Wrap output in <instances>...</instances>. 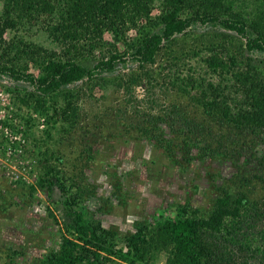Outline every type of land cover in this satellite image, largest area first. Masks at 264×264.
Segmentation results:
<instances>
[{
  "label": "trees",
  "instance_id": "obj_1",
  "mask_svg": "<svg viewBox=\"0 0 264 264\" xmlns=\"http://www.w3.org/2000/svg\"><path fill=\"white\" fill-rule=\"evenodd\" d=\"M156 5L160 11L152 15ZM26 10L43 17L42 28L56 47L20 32L28 28L18 18ZM199 27L209 28L197 43L189 47L179 44ZM132 29L134 34L128 37ZM8 30L14 34L6 39ZM107 33L117 43L105 51ZM0 43V76L16 83L6 84L5 90L32 106L46 123L45 137L33 136L30 118L25 126L12 129L26 142L48 141L54 130L77 128L82 89L75 84L79 82L89 89L116 85L129 90L133 85L152 87L159 78L198 105L208 121L254 135L264 131V0H4ZM129 62L139 70L125 77L115 75L119 65ZM147 117L138 129L149 138L159 137L160 146L171 153L176 147L166 138L162 124L178 136L177 147L188 154L196 148L197 153L214 158L226 148V141L212 138L208 123L189 117L180 104L163 117ZM2 140L0 130V143ZM34 147H25L40 169L35 183H28L29 189L58 188L64 196L61 242L42 255L41 264H107L115 259L122 264H150L162 251L168 255L166 264H226L233 252L230 244L248 248L241 235L247 236L252 219L260 214L257 201L236 180L234 187L220 186L208 207L190 202L176 205L175 214L162 223L164 238L148 236L139 227L120 245L117 232L91 219L81 196L65 183L60 168L63 156L48 147ZM186 158L191 162L190 156ZM260 250L264 256V248Z\"/></svg>",
  "mask_w": 264,
  "mask_h": 264
},
{
  "label": "rangeland",
  "instance_id": "obj_2",
  "mask_svg": "<svg viewBox=\"0 0 264 264\" xmlns=\"http://www.w3.org/2000/svg\"><path fill=\"white\" fill-rule=\"evenodd\" d=\"M3 5L4 0H0V13ZM159 11L156 5L152 15ZM18 18L28 27L22 28V34H28L47 47H56L42 28V16L26 10L20 12ZM139 19L143 20L142 17ZM208 28H194V32L179 40V44L189 47L197 43L201 33ZM13 34L8 30L4 37L9 39ZM133 34L132 29L127 35L131 37ZM105 37L106 51L117 41L112 34L107 33ZM29 69L38 72L33 66ZM262 69L264 71V63ZM138 70L137 64L129 62L124 67L119 65L115 75L125 77L130 71ZM6 84L14 86L16 83L0 76V91L7 92ZM75 87L82 89L77 128L70 132L54 130L52 139L42 138L39 142L30 139L25 147L33 150L38 144L42 150L48 147L63 156L60 168L64 181L72 193L78 192L81 196L84 210L91 219L100 220L103 226L116 231L120 245L124 244L125 236L136 232L139 227L148 236L164 238L162 223L166 217L175 214L176 205L190 202L194 206L208 207L220 186L234 187L233 181L236 180L237 185L241 183L244 191L257 201L256 211L260 215L252 219L253 226L247 236L241 235L248 248L230 244L229 250L233 252L226 264H264L260 250L264 248V234H261L264 231V131L254 135L228 124L208 121L198 105L165 86L161 78L152 87L133 85L129 90L116 85L89 89L82 82ZM6 100L11 126L21 128L25 126L26 118H30L33 136L45 137L46 123L32 106L23 104L10 93ZM175 104H180L189 117L208 123L206 126L213 139L226 141V148H221L222 154L207 157L197 153L196 148L188 154L177 147L181 141L178 136L162 124L166 138L172 141V147H176L171 153L160 146L159 137L149 138L138 129L148 115L163 117ZM5 144L3 139L0 155H3ZM29 155L24 151V156L30 160ZM32 168L33 173L40 172L36 165ZM8 171L0 161V264H41L42 255L52 247L57 248L61 242L63 221L60 209L64 196L58 188L31 190L28 183H35V175H29L31 182L23 180L24 183L22 179L16 181L10 177ZM167 257L164 251L159 252L150 264H166ZM107 264L122 263L115 259Z\"/></svg>",
  "mask_w": 264,
  "mask_h": 264
},
{
  "label": "built area",
  "instance_id": "obj_3",
  "mask_svg": "<svg viewBox=\"0 0 264 264\" xmlns=\"http://www.w3.org/2000/svg\"><path fill=\"white\" fill-rule=\"evenodd\" d=\"M8 92L0 91V120L8 121V116H10V111L7 109L8 101ZM11 120L8 121V124L0 123V130L3 132V139L6 140L5 146L0 155V161H2L3 166L8 168V174L13 179L18 180L22 179L27 182H31L29 175H35L37 178V172L33 173L32 165L35 166L34 162L29 160L24 156L26 139L19 133L14 132L11 125ZM17 130V127H16ZM1 144V143H0ZM36 180V179H35ZM34 183V182H33Z\"/></svg>",
  "mask_w": 264,
  "mask_h": 264
}]
</instances>
